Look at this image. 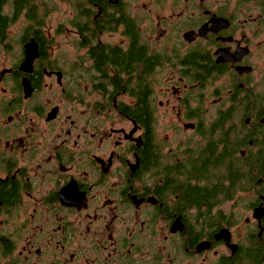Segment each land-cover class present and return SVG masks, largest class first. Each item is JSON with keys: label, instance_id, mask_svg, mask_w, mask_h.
Returning <instances> with one entry per match:
<instances>
[{"label": "flooded vegetation", "instance_id": "1", "mask_svg": "<svg viewBox=\"0 0 264 264\" xmlns=\"http://www.w3.org/2000/svg\"><path fill=\"white\" fill-rule=\"evenodd\" d=\"M252 122L264 0H0V264H249L264 176L224 202L255 195L241 239L235 204L200 236L186 192L206 130Z\"/></svg>", "mask_w": 264, "mask_h": 264}, {"label": "trees", "instance_id": "2", "mask_svg": "<svg viewBox=\"0 0 264 264\" xmlns=\"http://www.w3.org/2000/svg\"><path fill=\"white\" fill-rule=\"evenodd\" d=\"M229 118L230 113H223L217 120L223 122ZM224 125L215 126L221 131L218 136L206 130L209 143L199 160L200 183L186 192V200L190 205L194 204L201 217L200 236L206 235L205 227L211 232L225 226L226 213L220 205L229 198L233 199L241 188L257 186L258 178L264 176V126L255 122L250 129L241 128L243 132H240L236 128L231 133L232 130L227 132ZM241 146L247 147V154L243 157L237 153ZM252 245L254 250L246 262L264 264V239L262 243L259 240L250 243V249Z\"/></svg>", "mask_w": 264, "mask_h": 264}, {"label": "rangeland", "instance_id": "3", "mask_svg": "<svg viewBox=\"0 0 264 264\" xmlns=\"http://www.w3.org/2000/svg\"><path fill=\"white\" fill-rule=\"evenodd\" d=\"M57 7L59 8L60 7V5H57ZM246 114V115H245ZM252 114V112H243L242 110H240V109H236V117H235V120L237 121V122H239L240 120H244L245 118H247L248 116H250ZM254 114H256V112H254ZM254 122V121H253ZM253 122L251 123V124H249L248 126L249 127H252V125H253ZM240 125H242V124H240ZM239 125V126H240ZM238 126V127H239ZM158 129L161 131L160 132V138H161V140L163 141V140H166L167 138H173L174 136V133H172L171 132V130L170 129H172L171 127H169V129H168V131H167V129L166 130H164V125H160L159 127H158ZM242 132V131H241ZM264 188V185H261L260 186V189H262V188ZM255 197V195L254 194H247V195H243V194H239L238 195V197H236V198H238L235 202H234V200L232 201V202H227V203H223V204H221L220 205V207H222L223 209H224V211H229L230 209H231V207H232V209L233 210H235V206H234V204L235 205H237V207H238V210L239 211H242V219H240L239 220V223H240V225H239V227H238V230H239V235H236V237H237V239H241L242 237H243V234H244V232H245V229H244V225H245V220L243 219L244 217H246V216H251V213H252V211H246V204L250 201V200H252L253 198Z\"/></svg>", "mask_w": 264, "mask_h": 264}, {"label": "water", "instance_id": "4", "mask_svg": "<svg viewBox=\"0 0 264 264\" xmlns=\"http://www.w3.org/2000/svg\"><path fill=\"white\" fill-rule=\"evenodd\" d=\"M262 216H264V206L260 205L259 207L255 208L254 217L260 219ZM221 238L231 239V233H230L229 229L223 228L219 232L216 233V239L219 240ZM207 246L208 245L206 244V242H203V243H201L200 249H204ZM233 247H234V249H236L237 246L233 245Z\"/></svg>", "mask_w": 264, "mask_h": 264}]
</instances>
